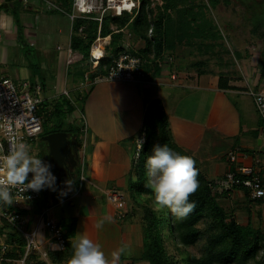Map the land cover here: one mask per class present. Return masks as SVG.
Returning a JSON list of instances; mask_svg holds the SVG:
<instances>
[{"label": "trees", "instance_id": "1", "mask_svg": "<svg viewBox=\"0 0 264 264\" xmlns=\"http://www.w3.org/2000/svg\"><path fill=\"white\" fill-rule=\"evenodd\" d=\"M263 2L264 0H259L257 3L254 0H240L247 10ZM57 3L67 12L71 11L72 0H58ZM218 3V0L207 2L204 0H140L136 13H124L120 17L106 15L100 26L95 20H75L71 27L69 47L87 61L86 70H88L87 73L81 70L76 77L78 82L80 80L83 82L84 76L88 74L90 84L88 90L84 94L78 93L74 101L66 95L43 101L40 109L43 131L40 137L52 133L76 135L74 143L81 148L82 141L78 142V139L83 133L84 125L82 118H74V115L77 111L80 115L83 113L84 104L93 89L95 78L104 76L112 61L122 51H127L143 60L142 69L147 74V80L151 74L155 75L161 70L157 63L164 57H171V63L174 64L182 57L183 51L188 50L194 58L197 55L208 59L221 58L222 55L228 54V50L223 45L224 37L208 14L210 9L215 8ZM17 8H21L17 0H3L0 5V11L11 9L15 11ZM14 20L20 41L22 29L15 15ZM149 30H151L150 35ZM98 31L103 38L109 36L110 41L104 58L97 68L92 70L89 52L98 36ZM252 32L259 38H264V28L261 25L253 27ZM126 37L128 44L125 43ZM136 43L137 49L133 47ZM108 47L111 48L109 53H107ZM261 54L262 65H260L264 78V51ZM208 59H200L199 63L205 64ZM196 63L198 61L193 64ZM143 133L147 145L146 151L143 157L141 151L134 152L127 185L130 199L141 211L139 223L142 249L137 260L146 264H264V230L253 226L252 213L248 208L250 204H263L264 200H250L246 193L243 194L245 202L242 206L246 208L247 224L241 225L234 213L227 212L220 204L228 196L239 191L236 189V191L218 193L215 191L217 180L208 179L199 167L195 166L198 172L199 188L189 199L195 201L196 209L187 219L175 221L171 214H167L166 209L157 211L153 207L151 203L153 196L150 189L145 187L147 179L145 161L153 154L155 146L164 144L175 153L190 155L174 143L167 116L157 100L151 101L145 107ZM80 177L78 166L74 178L70 180L72 182L70 190L65 187L66 181H56V191L42 190L40 198L32 203L35 214L37 212L42 214V211L46 212L50 206H56L75 196L81 187ZM61 191H67V195L61 196ZM14 211L21 216L25 214L22 210ZM256 216L257 221L262 220L260 214ZM57 222L65 233L64 251L48 249L47 262L38 259L36 252L33 251L28 252L25 257L26 239L21 231L15 230L7 234L6 241L3 240L7 250L0 253V264H13L7 263L6 260L17 263L24 257V264H67L73 251L72 243L68 240L74 237L76 221L71 219L68 223ZM0 226L3 230L6 228L12 230V227L5 222ZM199 242H202L203 246L200 256L196 257L188 250ZM170 248H173L175 253L171 252Z\"/></svg>", "mask_w": 264, "mask_h": 264}, {"label": "crops", "instance_id": "2", "mask_svg": "<svg viewBox=\"0 0 264 264\" xmlns=\"http://www.w3.org/2000/svg\"><path fill=\"white\" fill-rule=\"evenodd\" d=\"M17 1L20 2L22 11L33 12L37 8L31 0ZM2 3L3 0H0V5ZM64 16L67 18L66 15ZM22 20L23 38L27 41L33 35L26 27V18L23 17ZM62 33L63 30L60 29L59 34ZM3 36L6 42L19 41L15 20L6 10L0 11V39ZM125 42L128 44V41ZM29 45L31 46L32 43L29 42ZM133 47L137 49L138 44H133ZM3 50L5 48L0 44V51ZM1 54L3 57V53ZM192 56L188 51H183L182 57L174 64L171 63V68H161L157 74H151L146 82L97 83L93 86L84 104L81 116L85 118V134L90 126L94 129L92 128L93 135L90 138L86 135L84 141L82 140L83 145L81 144V147L86 146L85 158L88 162L86 168L88 179L85 180L87 186L82 195L84 185L82 191L76 194L77 196L81 195V200L78 213L74 217L76 221L74 236L82 232L93 242L98 243L108 258L109 264H113L112 253L122 247L128 251L120 256L116 264H144L136 260L141 254L142 236L139 220L133 209H131L132 205L126 203L125 208H127L125 211L115 209L107 201L106 194L111 190H116L123 196L126 194L130 200L127 190L128 174L133 164L134 152L137 151L141 137L144 134L143 117L145 107L151 101L157 100L163 108L176 146L194 157L195 166H200V170L208 179L218 180L224 174L234 172L241 167L252 168L254 174L264 179V126L261 119H258L256 115L255 120H253L256 123H252V121L248 130H244L245 132L239 126L233 124L227 134L225 127L228 122L225 121L224 114L229 110H225L227 109L226 101L224 102L222 97L223 94L236 95L240 92L245 93L248 90L264 93V78L262 77L260 65L262 54H258L256 58L252 53L248 55H241L238 52L228 53L220 55L221 58H216L217 61L214 57L211 59L204 57V59H208L205 64L199 63L201 59L199 55L195 58ZM191 57L193 61L189 62L192 60ZM63 59V68L57 69L56 75L49 80V86L53 92H47L48 98L46 100L48 101L54 99V96L63 95L62 92L67 93L68 89L72 90V87L80 93L88 86L85 81L80 84L82 80L78 82L76 77L81 70L85 73L88 72L86 70L87 61L82 58L81 54L73 52L69 47L63 55ZM4 61L5 57L2 62ZM196 61L198 63L194 65L193 63ZM71 66L74 67V70L71 72L72 78L69 79L70 73H66V71ZM206 67L208 72L205 71ZM210 73L214 77L218 75L217 81H212L213 79L208 81L206 74ZM173 76L175 79L172 78ZM0 77L9 78L6 71H0ZM220 78L223 79L220 80ZM24 81L31 83L25 77L20 79L17 84L14 83L18 85ZM39 81L41 82L39 84L43 86V91H49L45 81ZM187 88L201 93H204V91L215 93L216 97L211 103L212 110L206 113L195 108L191 118L183 117L181 114L178 116V109L181 104L176 106L174 101H178L180 91ZM254 124L256 126L253 128ZM192 127L195 129L192 130ZM206 129H208V132L213 131L214 142L219 146L223 145L226 149L219 148L218 152L214 154L212 160L215 164L212 167H205V164L210 161L200 160V157H197L202 148L198 147V143L208 140L205 135ZM39 143L43 146L40 141ZM79 149L81 148L79 147ZM231 152L236 153L235 162L230 161L229 154ZM78 154L80 155V151H78ZM234 193L239 194V192ZM240 195L243 194L240 193ZM73 199H75V196L59 205L68 204V206L73 207ZM52 207L50 206L46 210L45 216ZM21 210L25 211V214H22L25 223L20 229L23 235H29L36 231L35 243L38 251L53 248L51 238L43 222H39L41 214L38 212L35 214L34 212V205L25 203ZM255 213L256 215L261 214L260 211ZM120 214L121 217H119ZM253 215L251 222L254 221L253 217L255 215ZM262 216L263 220L264 215ZM103 217H109L110 220L104 224L102 229H96V222ZM40 224L42 228H39ZM1 227L0 245L8 233L14 232L11 228L3 230ZM73 239L74 237L68 241L72 243ZM135 253H138L136 258H134ZM6 262L16 263L14 261L10 262V260H6Z\"/></svg>", "mask_w": 264, "mask_h": 264}, {"label": "rangeland", "instance_id": "3", "mask_svg": "<svg viewBox=\"0 0 264 264\" xmlns=\"http://www.w3.org/2000/svg\"><path fill=\"white\" fill-rule=\"evenodd\" d=\"M28 1V0H27ZM32 4L36 5V9L33 12H25L22 11L21 8H17L15 11L11 9L9 11V15L14 18V15L16 19L20 23L21 29H23V25L21 22H23L22 18L25 17L27 20V29L30 33H32V37L25 41L23 31H21L22 36L20 41L16 42H6L5 37H1L0 44L3 45L5 50L2 52L0 51V71H6L7 77L13 79L12 81L17 84L20 79L27 78L31 82V84H39L41 83L39 80L45 81V85L47 86L49 91H43V98L47 99L48 94L47 92H53L51 87L49 86V80L56 75L57 69L63 68L64 59L63 55L65 54L66 50L69 48L70 45V36H71V25L69 19L65 18L64 9L62 7L60 11L59 9L54 10H46L43 6L44 3L41 0H31ZM54 2L55 5H59L57 3L58 0H51ZM208 0H204V2H207ZM218 5L210 9L209 11V17L214 21V23L218 26L221 34L223 35V45L228 50V53H235L238 52L241 55H248L249 53H252L255 57L258 56V54L262 53L264 51V38H259L257 35L253 34L252 29L255 26H260L264 28V2L262 4H257V6H254L252 8H249L247 10L241 3L240 0H218ZM256 3L259 0H254ZM256 5V4H255ZM13 10V12H12ZM66 11V10H65ZM16 25V23H15ZM62 29L63 33L59 34V30ZM127 40V37L125 39ZM29 42L32 43V45H29ZM126 43V42H125ZM109 50H111L110 47H108L107 53H109ZM189 52V50H188ZM3 53V57L2 54ZM5 57V61L2 62L3 58ZM201 58V57H200ZM257 58V57H256ZM192 59V57H191ZM202 60L204 57L201 58ZM193 59L189 62H192ZM215 61L217 59L215 58ZM262 65V63L260 62ZM68 67V66H67ZM171 68V64L164 63L163 69ZM64 70V69H63ZM69 70V71H68ZM74 67H70L67 69L66 73H70V78H72L71 72H73ZM206 72L207 67H206ZM213 74H206V77L208 81H217L218 75ZM15 80V81H14ZM82 81L80 82V84ZM72 85V84H71ZM88 90V86L85 87L80 94H84L85 91ZM250 91L247 92H240L236 95L232 94H223L222 97L224 99V102L226 101V106L229 112L226 111L224 114L225 121L227 120L228 124H226V131L227 134L229 133V129L233 124L239 126V128L242 129V131H247L251 122L255 120L256 115H259L257 113V110L255 108L253 98L250 95ZM70 92V93H68ZM66 92H62L63 95H66L68 98L71 99V101H74L73 99L76 98V95L78 94V91L74 90V87L71 89H68ZM216 94H212L208 91H204V93L193 91L192 89H185L183 91H180V98L178 101H174L176 106L178 104H181V106L178 109V116L181 114L183 117L191 118L195 108L199 111L208 112L212 110L211 103L215 99ZM58 96V95H57ZM57 98L56 96H54ZM54 98V99H55ZM51 100V99H50ZM201 100V101H200ZM198 106V107H197ZM225 108V107H224ZM203 112V113H204ZM205 114V113H204ZM74 118L81 119L80 113L77 111L74 115ZM237 123V124H236ZM252 123H256V121H253ZM82 124L84 125L83 121ZM256 126V124L253 125V128ZM94 127L90 126L89 129L87 128V133L85 134L84 131L80 135V138L78 139V142L81 140L84 141V137H91L93 135V129ZM84 129V128H83ZM195 128L192 127V130ZM89 131V132H88ZM244 131V132H245ZM87 135V136H86ZM205 135L208 140L200 141L198 143V147L201 148V151L197 157H200V160L203 159L204 161H210L205 164V167H212L214 163V160H212L214 154H216L219 150V148H224L223 145H217V143L213 140V131H209L208 129L205 130ZM38 138L37 141H34L30 143L29 149L31 150V154L37 157H41V159L46 162V157L43 155L41 145L39 143ZM86 141V140H85ZM175 143V142H174ZM176 144V143H175ZM83 145V143H82ZM75 146L77 148V151H80V155L78 154V164L76 167L79 166V172L81 174L80 182L81 187L79 189V193H82L86 189V179H88V172L86 171V168L88 167L87 158H85V152H86V146H82L81 149H79V145L75 143ZM146 142L141 146L140 151L141 156L145 154L146 151ZM79 149V150H78ZM225 149V148H224ZM84 150V151H83ZM226 150V149H225ZM224 150V151H225ZM194 158L193 156H191ZM134 158V156H133ZM203 166V165H202ZM198 167V166H196ZM200 167V166H199ZM204 167V166H203ZM200 169V168H199ZM29 178H31V174H29ZM109 194H112V191L108 192L106 194V197L109 196ZM116 196L120 200L122 204L121 208L122 210H126L125 206L126 203L128 205H132L133 211L135 216L138 218L141 216L140 209H137L135 204L132 202V199H128V196L125 194L123 196L121 193H115ZM228 196V198L224 199L220 204L222 208H224L227 212H233L235 218L237 219L238 223L241 225L247 224V215H246V208L242 205L244 204V197L243 195H240L237 193ZM81 195L77 196L75 195V199L72 200L73 207L68 206V204L53 206L52 209L47 213L44 219L48 218H54L56 221L62 220L65 223H68L71 221V219L74 220V217H76V213H78L79 210V203L81 200ZM123 196V197H122ZM108 201V200H107ZM109 202V201H108ZM110 203V202H109ZM111 204V203H110ZM113 206V204H111ZM84 206V205H83ZM115 207V206H114ZM248 208L253 216V226L254 227H261L264 230V219L257 221V216L255 212L260 211V215L263 218L262 215H264V204H250L248 205ZM116 209V208H115ZM138 210V211H137ZM43 213L45 212L42 211ZM41 214V212H40ZM69 216V217H68ZM252 216V215H251ZM71 218V219H70ZM39 228H42V225H39ZM6 237V236H5ZM3 238L5 241L7 238ZM202 242L197 243L195 246L189 248V252L192 253V255L199 257L201 254L202 249ZM171 252L175 253L173 248H170ZM37 254V258L42 261H48L47 260V250H37L34 251ZM176 255H178L176 253ZM138 257V253H135L134 255ZM140 256V255H139ZM180 258V256H177ZM23 260V259H22ZM22 260L17 262L16 264H24L22 263ZM137 260V258H136ZM146 264V262L144 263Z\"/></svg>", "mask_w": 264, "mask_h": 264}, {"label": "built area", "instance_id": "4", "mask_svg": "<svg viewBox=\"0 0 264 264\" xmlns=\"http://www.w3.org/2000/svg\"><path fill=\"white\" fill-rule=\"evenodd\" d=\"M44 3L46 10H54L61 8L54 4L51 0H41ZM159 1V0H155ZM140 0H72L71 11L64 10V14L70 21V25L77 19L95 20L99 23L106 15L120 17L124 13L133 14L139 9ZM100 31V30H99ZM92 44L89 52V62L92 70L96 69L99 62L104 58L106 47L109 44L110 37H101L99 35ZM151 30H149V35ZM171 57H164L163 60L157 63L159 68H163L164 63L170 64ZM143 60L136 55L130 54L127 51H122L112 61L107 73L104 76L95 78L93 84L104 82H146L147 74L142 69ZM175 79V77H172ZM85 81L89 83L88 74L85 75ZM67 95V93H66ZM253 102L259 118L264 126V93L250 91ZM45 99L43 98V88L40 84H31L24 81L16 85L12 80L5 77H0V153L7 152L10 143L13 139H21L27 145L37 141L43 131V122L40 116L41 105ZM84 123V133L86 131L85 118L82 116ZM41 138V137H40ZM40 141V139H39ZM145 143V135L143 134L140 140V145ZM141 147H138L139 152ZM231 162L236 161V153L229 154ZM79 165V164H78ZM215 191L223 193L226 191H236V189L244 194L250 200H264V179L259 175L254 174L250 167H241L234 172L224 174L222 178L215 182ZM112 194L107 197V200L120 209L122 204L116 196V190H111ZM118 193V192H117ZM41 196L40 192L26 191L24 194L19 193L15 195L14 202L9 208L4 207L0 211V225L5 222L10 225L12 229L19 230L24 225V218L14 210H21L23 204L33 203ZM123 197V196H122ZM11 208V209H10ZM45 212L40 215L39 222H43L46 231L48 232L54 251L62 252L66 247L65 233L59 226L58 222L53 218L44 220ZM121 217V214L119 215ZM44 220V221H43ZM36 231L29 235H24L26 245V255L28 252L37 251L38 247L35 243ZM23 234V233H22ZM1 253L7 250V245L1 243ZM24 257V259H25ZM24 259L22 263H24Z\"/></svg>", "mask_w": 264, "mask_h": 264}, {"label": "clouds", "instance_id": "5", "mask_svg": "<svg viewBox=\"0 0 264 264\" xmlns=\"http://www.w3.org/2000/svg\"><path fill=\"white\" fill-rule=\"evenodd\" d=\"M139 144V143H138ZM139 147L141 145L139 144ZM146 184L153 196L151 201L157 211L167 210L175 221L187 219L196 209L195 201L190 197L199 188L198 172L191 156L173 152L166 144L155 146L153 154L145 161ZM31 174V178H29ZM56 177L51 165L41 157L31 154L28 145L21 139H13L7 152L0 153V211L9 208L15 195L28 190L40 192L48 189L56 191ZM72 182L66 181L70 190ZM66 196L67 191H61ZM109 217L99 219L96 229H102ZM72 255L67 264H109L104 251L98 243L93 242L82 232L74 236ZM128 251L122 247L112 253L113 264Z\"/></svg>", "mask_w": 264, "mask_h": 264}, {"label": "water", "instance_id": "6", "mask_svg": "<svg viewBox=\"0 0 264 264\" xmlns=\"http://www.w3.org/2000/svg\"><path fill=\"white\" fill-rule=\"evenodd\" d=\"M75 137L68 133H52L40 138L46 148L48 161L58 174L63 173L68 163L72 165L71 168L77 165L78 156H75L76 152L71 147L75 145ZM53 168L51 171H54Z\"/></svg>", "mask_w": 264, "mask_h": 264}, {"label": "flooded vegetation", "instance_id": "7", "mask_svg": "<svg viewBox=\"0 0 264 264\" xmlns=\"http://www.w3.org/2000/svg\"><path fill=\"white\" fill-rule=\"evenodd\" d=\"M75 140V139H74ZM41 142V141H40ZM42 143V142H41ZM43 144V143H42ZM42 147V152H43V155L46 157V163H48V164H50L49 163V161H48V158H47V153H46V148H45V146H44V144H43V146H41ZM71 147H72V150H73V152L75 153L76 152V157H77V155H78V151H77V148H76V146L75 145H71ZM77 164H78V160H77ZM51 165V164H50ZM71 164L70 163H68L66 166H65V169H64V171H63V173H61V174H58L57 172H56V170L51 166V170H52V168L54 169V171H52V173L55 175V177H56V181H61V182H65V181H70L71 179H73L74 178V174H75V170H76V168L77 167H74V168H71ZM77 166V165H76Z\"/></svg>", "mask_w": 264, "mask_h": 264}]
</instances>
